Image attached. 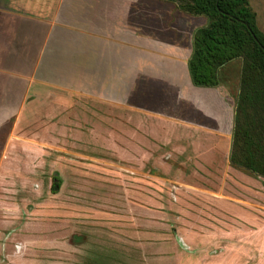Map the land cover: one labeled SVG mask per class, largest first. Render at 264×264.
I'll return each mask as SVG.
<instances>
[{
  "label": "rangeland",
  "instance_id": "obj_1",
  "mask_svg": "<svg viewBox=\"0 0 264 264\" xmlns=\"http://www.w3.org/2000/svg\"><path fill=\"white\" fill-rule=\"evenodd\" d=\"M250 7L264 33V0ZM189 41L188 34L184 48ZM243 64L239 58L220 69L233 96ZM53 103L51 143L27 140L6 147L4 157L10 131H0V264L258 261L254 244L238 236L264 221V180L229 166L227 138L208 155L188 138L161 140L159 129L157 136V119L180 112L111 106L61 90Z\"/></svg>",
  "mask_w": 264,
  "mask_h": 264
},
{
  "label": "crops",
  "instance_id": "obj_2",
  "mask_svg": "<svg viewBox=\"0 0 264 264\" xmlns=\"http://www.w3.org/2000/svg\"><path fill=\"white\" fill-rule=\"evenodd\" d=\"M198 17L165 0H0V131H10L4 157L6 147L27 140L51 143L58 90L111 106L180 112L179 119H157L161 140L174 133L213 155L227 138L229 157L234 96L223 81L193 85L188 72ZM178 19L193 28L183 31ZM263 222L251 221L249 233L238 236L254 244L255 264H264Z\"/></svg>",
  "mask_w": 264,
  "mask_h": 264
},
{
  "label": "trees",
  "instance_id": "obj_3",
  "mask_svg": "<svg viewBox=\"0 0 264 264\" xmlns=\"http://www.w3.org/2000/svg\"><path fill=\"white\" fill-rule=\"evenodd\" d=\"M165 1L206 19L191 38L187 67L193 85L217 86L222 82L220 69L235 59L243 60L228 158L232 167L264 178V33L250 0ZM55 185H59L56 177Z\"/></svg>",
  "mask_w": 264,
  "mask_h": 264
}]
</instances>
